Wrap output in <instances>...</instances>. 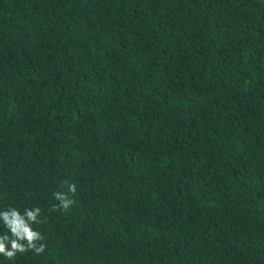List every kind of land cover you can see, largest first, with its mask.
<instances>
[{"label": "trees", "instance_id": "16d2710c", "mask_svg": "<svg viewBox=\"0 0 264 264\" xmlns=\"http://www.w3.org/2000/svg\"><path fill=\"white\" fill-rule=\"evenodd\" d=\"M12 207L0 264H264V0H0Z\"/></svg>", "mask_w": 264, "mask_h": 264}, {"label": "clouds", "instance_id": "9594fccd", "mask_svg": "<svg viewBox=\"0 0 264 264\" xmlns=\"http://www.w3.org/2000/svg\"><path fill=\"white\" fill-rule=\"evenodd\" d=\"M67 185V192H56L54 198L59 201L58 205H53L52 210H67L75 203L71 196L77 192L75 183L63 182ZM71 194V195H69ZM41 209L33 207L26 208L21 213L17 208H9L0 211V220L10 230L11 236L0 235V255L7 260H14L17 253H24L29 250L34 251L37 255L44 251L45 245L37 242L42 240L41 233L34 230L32 225L40 223Z\"/></svg>", "mask_w": 264, "mask_h": 264}]
</instances>
